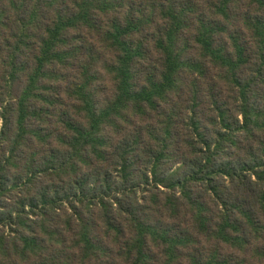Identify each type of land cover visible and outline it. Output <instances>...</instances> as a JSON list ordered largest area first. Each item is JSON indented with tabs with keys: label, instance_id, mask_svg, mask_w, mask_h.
<instances>
[{
	"label": "trees",
	"instance_id": "trees-1",
	"mask_svg": "<svg viewBox=\"0 0 264 264\" xmlns=\"http://www.w3.org/2000/svg\"><path fill=\"white\" fill-rule=\"evenodd\" d=\"M0 264H264V0H0Z\"/></svg>",
	"mask_w": 264,
	"mask_h": 264
}]
</instances>
